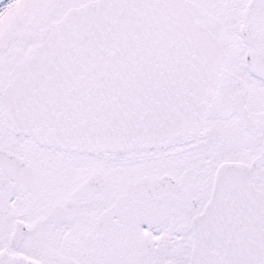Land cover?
I'll return each instance as SVG.
<instances>
[{
    "label": "snow or ice",
    "instance_id": "snow-or-ice-1",
    "mask_svg": "<svg viewBox=\"0 0 264 264\" xmlns=\"http://www.w3.org/2000/svg\"><path fill=\"white\" fill-rule=\"evenodd\" d=\"M0 264H264V0H0Z\"/></svg>",
    "mask_w": 264,
    "mask_h": 264
}]
</instances>
